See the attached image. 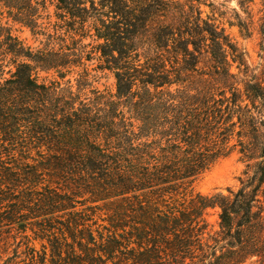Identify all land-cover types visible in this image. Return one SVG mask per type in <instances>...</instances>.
<instances>
[{
	"label": "trees",
	"instance_id": "16d2710c",
	"mask_svg": "<svg viewBox=\"0 0 264 264\" xmlns=\"http://www.w3.org/2000/svg\"><path fill=\"white\" fill-rule=\"evenodd\" d=\"M45 2L0 0V141L23 160L0 164V227L30 221L40 264H264V65L250 68L199 0H56L92 21L115 77V95L84 102L37 82L34 70L65 68L68 54L34 51L2 22L45 34ZM232 11L251 36L252 20ZM233 151L247 161L241 186L194 193Z\"/></svg>",
	"mask_w": 264,
	"mask_h": 264
},
{
	"label": "rangeland",
	"instance_id": "374dc122",
	"mask_svg": "<svg viewBox=\"0 0 264 264\" xmlns=\"http://www.w3.org/2000/svg\"><path fill=\"white\" fill-rule=\"evenodd\" d=\"M184 1L185 0H181ZM201 16L212 18L225 33L236 43L237 47L245 53V60L250 68L260 71L264 65V40L258 33V19L262 15L264 0H253V3L243 5L241 10L238 0H199ZM97 3V1H96ZM46 8L42 12V29L45 34H36L29 27L11 21L6 13L2 16V22H7L13 35L17 36L25 46L34 51L45 47H53L56 50L68 54V58L74 63L60 70H34L38 84H43L57 90L72 92V97H80L84 102L106 98L116 93V81L114 74L105 69V62L100 56L98 44L102 39H97L92 21L84 26L74 22L63 10L56 8V0H46ZM89 6V3H87ZM236 10L245 21L253 22L255 29L251 36L246 37L240 33L235 25L234 13ZM91 25V26H89ZM50 42V43H49ZM73 53V54H72ZM74 54H77L75 56ZM4 76L9 77L8 70L13 71V65L4 64ZM80 89V92L77 90ZM5 146L0 147L1 165L11 166L16 162H22V158L7 142L0 141ZM8 146V147H7ZM25 150V148H24ZM14 152V153H13ZM31 156L39 158L34 149L30 150ZM23 156H26L24 154ZM247 161L237 152L233 151L226 157L219 158L206 170L200 173L192 183L194 193L229 195L241 186V180L245 179L244 172ZM1 177V176H0ZM8 205L0 206V212L6 211ZM217 206H210L205 211L210 233L218 230ZM100 223V221L98 222ZM30 221H18L0 227V264H40L37 255L41 253V241L33 236ZM36 250L37 254L32 251ZM32 254L35 255L34 258Z\"/></svg>",
	"mask_w": 264,
	"mask_h": 264
}]
</instances>
